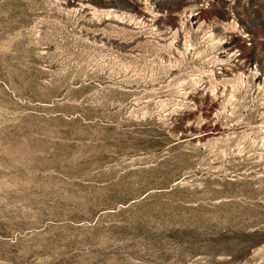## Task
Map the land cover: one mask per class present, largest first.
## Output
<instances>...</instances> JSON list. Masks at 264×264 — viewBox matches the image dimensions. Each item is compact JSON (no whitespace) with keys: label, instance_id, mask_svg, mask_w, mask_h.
Segmentation results:
<instances>
[{"label":"rangeland","instance_id":"obj_1","mask_svg":"<svg viewBox=\"0 0 264 264\" xmlns=\"http://www.w3.org/2000/svg\"><path fill=\"white\" fill-rule=\"evenodd\" d=\"M0 264H264V0H0Z\"/></svg>","mask_w":264,"mask_h":264}]
</instances>
